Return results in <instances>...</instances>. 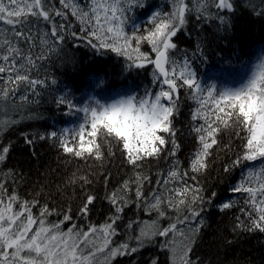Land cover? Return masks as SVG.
Wrapping results in <instances>:
<instances>
[{
    "label": "snow or ice",
    "instance_id": "obj_1",
    "mask_svg": "<svg viewBox=\"0 0 264 264\" xmlns=\"http://www.w3.org/2000/svg\"><path fill=\"white\" fill-rule=\"evenodd\" d=\"M170 4V11L153 12L147 26L133 24L129 32L126 25L130 17L126 13L133 6L143 7L141 0H58L59 7L51 0H0V100L18 96L27 103L28 93L38 96V88L47 81L34 75V71L68 36L86 41L97 52L107 50L123 57L128 69L151 66V83L155 86V90L145 89L143 95H118L106 101L89 96L77 103L69 98L70 93L57 99L58 105L66 106V114L76 115L78 123L39 135L40 140H51L67 156L83 160L103 161L105 145L109 156L115 155L114 146L119 147L134 174L105 196L114 209L107 220L84 230L72 223L71 209L63 213L62 219L51 222L48 218L55 208L46 202L41 204L37 198H22L15 188L10 190L7 178L14 173L9 170L0 179V264H98L100 256L104 257L103 264H112L118 256L136 254L153 237L170 235L173 241L162 246L171 248L172 264H195L190 253L204 224L200 218L202 205L211 203V197L216 196L213 192L205 199L198 176L209 167L214 146H219L224 132L240 140L235 159L224 166V172L236 167L246 169L240 182L231 188L243 196L234 230L264 233V55L236 86L202 82L193 66L197 53L201 60L206 59L202 45L197 44L191 55L187 50L178 55L181 50L174 38L192 13L197 21L216 20L227 30L231 27L227 14L236 11L235 0H170ZM257 14L264 15V7ZM70 18L79 24L78 31L73 29ZM145 44L150 52L142 50ZM181 91L195 105L191 132L198 146L189 163L191 176L189 170H181L179 160L173 159L170 169L157 179L163 190L153 189L149 202L144 192L149 177L139 169L146 159H159L165 151V159L175 158L180 150L174 120L180 111ZM33 139L25 135L29 145ZM10 147L0 148V162L6 159ZM225 150L232 151L231 142ZM247 162H258V166L250 167ZM78 179L90 183L86 175ZM189 179L195 183L189 184ZM75 182L76 179L70 181ZM133 186L137 204L143 202L146 211L165 217L166 209H171L177 218L167 227L151 221L138 235L130 237L135 246L128 242L113 246L117 221L132 202L128 194ZM95 199L88 195L79 214L87 216ZM234 203L230 200L219 207L223 211ZM196 220L199 222L187 231L178 227ZM65 222L71 223L67 230L61 228ZM133 223L127 227L132 229ZM176 236L180 238L179 249ZM152 264H157L156 260Z\"/></svg>",
    "mask_w": 264,
    "mask_h": 264
},
{
    "label": "trees",
    "instance_id": "obj_2",
    "mask_svg": "<svg viewBox=\"0 0 264 264\" xmlns=\"http://www.w3.org/2000/svg\"><path fill=\"white\" fill-rule=\"evenodd\" d=\"M58 5V0H51ZM87 3L88 0H81ZM143 7L133 6L126 15L130 17L126 30L131 32L132 26H147L149 16L153 12L171 10L170 0H141ZM236 11L227 14L231 19V27L225 30L216 20L197 21L195 13L188 18V23L177 33L174 42L183 54L196 52L197 44L203 47L206 59L201 60L197 53L194 68L198 78L204 82H215L220 86H236L241 78L246 76L257 59L264 55V15H258L264 5L261 0H235ZM254 6V7H253ZM212 11H215L213 9ZM71 20L74 30H79V24ZM7 27V26H4ZM41 27H46L41 25ZM143 51L150 52V47L144 45ZM34 75L47 81L43 88H38L39 95L28 93L29 101L21 102L19 97L0 100V148L11 146L4 161L0 162V179L11 170L14 176L7 178L9 189L15 188L22 198L39 199L40 203H48L56 212L48 219L57 222L63 218V213L71 209L72 223L87 230L92 225L103 224L113 213L114 209L105 196L119 188L124 180L134 174L132 166L128 165L119 147H113L115 155L109 156V148L105 145L103 161L92 158L83 160L64 154L51 140H40L39 135L49 131H59L65 127H73L78 123L76 115H68L65 105H58L60 96L69 94L74 102L82 103L89 96H95L102 101L111 100L118 95H143L145 89L155 90L152 81V67L144 69H128L126 60L107 50L97 52L86 41L66 37L56 52L50 53L48 59L39 62ZM55 83H52V81ZM179 115L174 124L177 129V141L180 150L175 158L165 159L167 151L159 159L149 158L142 162L141 169L149 177L144 184V192L151 202L153 189L162 191L157 179L172 166L173 159L179 160L181 170H189V163L197 148L195 134L191 132L193 121L191 111L195 107L181 91ZM7 121L5 126L4 122ZM25 135L33 139L29 145ZM218 147L214 146L209 167L203 175L198 176L203 195L207 200L213 192L211 203L202 205L204 224L196 236L190 258L195 264H264V233L242 232L234 230L236 217L243 206V196L233 193L231 188L240 182L246 169L236 167L224 172V166L235 159L240 140L233 134L224 132L219 137ZM231 142L232 151H226L225 145ZM171 146H168V151ZM250 167L258 166V162H247ZM75 174V176L73 175ZM87 176L90 183L84 184L78 179ZM76 179L75 183H70ZM107 181V183H106ZM189 184L195 183L191 179ZM135 186L128 194L131 203L124 209L121 219L117 221V235L112 239L113 246L128 242L135 246L130 239L139 234L142 227L151 221H156L159 227H167L174 222L177 214L166 209L167 215L159 217L155 211H146L145 205H139L135 200ZM88 195L96 197L90 205L87 216L79 214V210ZM234 201L233 207L221 210L220 205ZM38 211V209H37ZM182 218V217H181ZM133 223V228L127 225ZM199 220L190 221L186 225H178L187 231ZM71 227V223L61 225L63 230ZM168 237L155 236L132 256H118L112 264H172L173 253L170 247H163ZM177 249L180 238L175 237Z\"/></svg>",
    "mask_w": 264,
    "mask_h": 264
},
{
    "label": "rangeland",
    "instance_id": "obj_3",
    "mask_svg": "<svg viewBox=\"0 0 264 264\" xmlns=\"http://www.w3.org/2000/svg\"><path fill=\"white\" fill-rule=\"evenodd\" d=\"M103 261H104V257L103 256H100L98 258V264H103Z\"/></svg>",
    "mask_w": 264,
    "mask_h": 264
}]
</instances>
